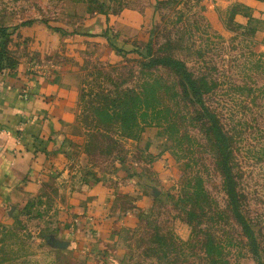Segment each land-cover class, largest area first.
Returning <instances> with one entry per match:
<instances>
[{"label": "rangeland", "instance_id": "1", "mask_svg": "<svg viewBox=\"0 0 264 264\" xmlns=\"http://www.w3.org/2000/svg\"><path fill=\"white\" fill-rule=\"evenodd\" d=\"M0 25L11 32L2 70L26 65L76 94L59 166L0 220V264H258L204 105L230 136L239 208L264 264V8L0 0ZM151 56L181 60L200 94L172 67L148 66Z\"/></svg>", "mask_w": 264, "mask_h": 264}, {"label": "crops", "instance_id": "2", "mask_svg": "<svg viewBox=\"0 0 264 264\" xmlns=\"http://www.w3.org/2000/svg\"><path fill=\"white\" fill-rule=\"evenodd\" d=\"M242 1L264 8V0ZM28 70L20 65L0 71V220L35 197L39 182L59 166L52 154L63 143L65 119L76 101L75 90L64 81ZM58 174L67 171L52 178Z\"/></svg>", "mask_w": 264, "mask_h": 264}, {"label": "trees", "instance_id": "3", "mask_svg": "<svg viewBox=\"0 0 264 264\" xmlns=\"http://www.w3.org/2000/svg\"><path fill=\"white\" fill-rule=\"evenodd\" d=\"M32 21L33 20H28L27 22H24V24L31 23ZM54 29L57 31H61V28L59 27H55ZM10 34L11 32L9 31L8 26L0 25V55L5 49L6 39L10 36ZM87 35L97 36V34H87ZM100 35L105 36V32L104 34H99V36ZM147 65L148 66L166 65L172 67L176 72L180 74L181 78L184 80L187 87H190V89L194 93L200 94V89L197 86L195 79L191 77V74L188 72L186 66L181 60L173 58L171 56H165V57L151 56L147 62ZM0 70H2L1 67ZM199 101H201V99ZM204 118L207 124L209 125V130L215 143L220 148V159H219L220 168L223 174L224 187H225L228 203L231 207L235 219L240 224L242 231L249 242V246L253 252L254 257H256L258 260V264H263V262L259 258L257 241L253 229L251 228L250 224L248 223L247 219L242 214L239 208V195L236 188V181L233 175L232 167L230 164V158H229L230 136L223 129L215 113L209 110L205 105H204Z\"/></svg>", "mask_w": 264, "mask_h": 264}, {"label": "built area", "instance_id": "4", "mask_svg": "<svg viewBox=\"0 0 264 264\" xmlns=\"http://www.w3.org/2000/svg\"><path fill=\"white\" fill-rule=\"evenodd\" d=\"M24 92L26 93V89L24 90Z\"/></svg>", "mask_w": 264, "mask_h": 264}]
</instances>
